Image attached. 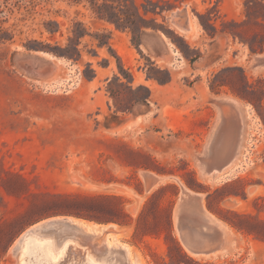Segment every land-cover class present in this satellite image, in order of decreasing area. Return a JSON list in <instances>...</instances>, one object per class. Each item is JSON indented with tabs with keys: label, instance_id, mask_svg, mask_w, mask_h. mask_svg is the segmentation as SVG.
Wrapping results in <instances>:
<instances>
[{
	"label": "rangeland",
	"instance_id": "rangeland-1",
	"mask_svg": "<svg viewBox=\"0 0 264 264\" xmlns=\"http://www.w3.org/2000/svg\"><path fill=\"white\" fill-rule=\"evenodd\" d=\"M152 1L135 46L85 0H0V264L34 229L64 264H264V0ZM76 22L79 62L37 50Z\"/></svg>",
	"mask_w": 264,
	"mask_h": 264
},
{
	"label": "trees",
	"instance_id": "trees-1",
	"mask_svg": "<svg viewBox=\"0 0 264 264\" xmlns=\"http://www.w3.org/2000/svg\"><path fill=\"white\" fill-rule=\"evenodd\" d=\"M74 3H79L80 0H71ZM88 3V8L94 16L103 22L113 25L118 30L129 31L133 37L132 42L133 45L137 46L140 41L141 35L145 30L151 29L153 31H158V25L154 18L147 20L146 17L149 15H157L160 14L161 11L157 10V6H154L155 3L152 0H147V5L141 4L142 13L140 12V8L137 5L135 0H85ZM154 7H151V6ZM152 22V24H147L148 22ZM47 32L51 35L55 34L57 30H52L51 28H45ZM169 30H167L166 33ZM71 36L67 37V42L63 46L56 43L54 46L46 44L45 46H41L37 50H41L43 53L52 55L56 58H62L67 61H71L73 63H77L81 60V51L79 49L80 42L86 36H89V32L87 28H85L80 22H76L73 24L72 29L70 30ZM93 37L94 43L93 45L96 48L105 47L108 52L114 57L117 61V68L120 75L128 80L130 83L133 81L132 75L127 72L123 65L120 62V59L115 54L112 45H111V33L108 31L97 32ZM11 38L3 31L0 32V41L10 40ZM253 52L256 50L252 49ZM263 49H260L262 52ZM96 55V52H94ZM102 67L108 66V60H103L101 63ZM89 75L86 77L90 79H94L96 77V71L91 67L90 63H87ZM151 77V76H149ZM160 83L164 84L169 81V75L166 80H158ZM113 82L121 83L120 76L114 74L111 79H107V91L109 95L115 100L116 96L111 88ZM137 89H144L145 95L142 100H139L137 103H141L142 105L148 106L150 99V91L148 88L143 86H138ZM119 108L117 109V111ZM123 111V110H121Z\"/></svg>",
	"mask_w": 264,
	"mask_h": 264
},
{
	"label": "bare ground",
	"instance_id": "bare-ground-1",
	"mask_svg": "<svg viewBox=\"0 0 264 264\" xmlns=\"http://www.w3.org/2000/svg\"><path fill=\"white\" fill-rule=\"evenodd\" d=\"M73 220L84 225L76 219ZM89 226L86 227L89 228ZM35 231L36 229L26 232L20 239L17 249L21 258L18 264H64L62 260L65 255L72 247L77 246L75 242L71 241L59 245L54 240L43 239L38 234L40 230ZM84 250L83 255L78 259L73 258L74 262L70 264H97Z\"/></svg>",
	"mask_w": 264,
	"mask_h": 264
}]
</instances>
